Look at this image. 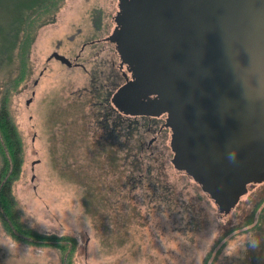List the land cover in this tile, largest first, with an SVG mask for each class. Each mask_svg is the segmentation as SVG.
Segmentation results:
<instances>
[{
	"label": "rangeland",
	"instance_id": "rangeland-1",
	"mask_svg": "<svg viewBox=\"0 0 264 264\" xmlns=\"http://www.w3.org/2000/svg\"><path fill=\"white\" fill-rule=\"evenodd\" d=\"M16 1L0 0V107L19 142L11 183L19 221L75 238L72 264H196L214 230L221 236L203 264H264L257 252L222 259L233 234L251 230L264 242V181L220 210L173 165L165 116L122 114L111 101L129 75L108 38L121 0H53L47 11L13 18L26 9ZM52 50L70 67L48 59ZM5 234L0 222V240ZM182 236L191 246L181 243L178 255L170 244ZM19 242L11 254L0 247V264H62L57 249Z\"/></svg>",
	"mask_w": 264,
	"mask_h": 264
},
{
	"label": "water",
	"instance_id": "water-1",
	"mask_svg": "<svg viewBox=\"0 0 264 264\" xmlns=\"http://www.w3.org/2000/svg\"><path fill=\"white\" fill-rule=\"evenodd\" d=\"M119 6L120 28L108 38L131 76L111 101L125 113H166L173 165L229 210L249 183L264 180V0ZM54 57L71 64L60 53Z\"/></svg>",
	"mask_w": 264,
	"mask_h": 264
},
{
	"label": "trees",
	"instance_id": "trees-1",
	"mask_svg": "<svg viewBox=\"0 0 264 264\" xmlns=\"http://www.w3.org/2000/svg\"><path fill=\"white\" fill-rule=\"evenodd\" d=\"M24 6L26 9L20 12L12 11L11 17H27L37 8L47 11L53 4V0H17L11 5ZM55 8V7H54ZM53 8V9H54ZM52 9V10H53ZM3 28V27H1ZM15 135V127L8 118L7 111L0 107V222L3 229L16 240L37 246H50L61 253L62 264H72V253L75 247V238L68 235L49 234L30 229L19 221V216L14 209L15 200L11 188L13 178L16 176L19 160V142ZM141 144V143H139ZM258 264V260L252 261Z\"/></svg>",
	"mask_w": 264,
	"mask_h": 264
},
{
	"label": "clouds",
	"instance_id": "clouds-1",
	"mask_svg": "<svg viewBox=\"0 0 264 264\" xmlns=\"http://www.w3.org/2000/svg\"><path fill=\"white\" fill-rule=\"evenodd\" d=\"M237 151L232 149L228 155L230 162H235ZM83 214L81 211L78 215ZM87 223L91 228V224L87 219ZM221 236L219 230H214L211 234L201 241L200 246L197 248L195 253L196 264H203V260L206 258L209 251L212 250L214 242ZM191 246V237L185 238L180 237L179 240H174L170 244V249L175 251L178 255L181 252L180 244ZM222 259H243L245 254L250 252L264 253V242L251 230L246 231L242 234H233L231 237L223 240ZM95 246H100V242L97 240ZM0 247L6 248L9 253L18 251L21 248V244L11 235L5 234L3 240H0ZM27 250V245L23 246Z\"/></svg>",
	"mask_w": 264,
	"mask_h": 264
},
{
	"label": "flooded vegetation",
	"instance_id": "flooded-vegetation-1",
	"mask_svg": "<svg viewBox=\"0 0 264 264\" xmlns=\"http://www.w3.org/2000/svg\"><path fill=\"white\" fill-rule=\"evenodd\" d=\"M118 12L119 11H117V13L116 14H118ZM120 25H121V23H119V24H115V26H114V28H113V30L117 27L118 29L120 28ZM106 40H108V39H106ZM111 42H113V41H111ZM114 43V45L117 47V45H116V43L115 42H113ZM84 44H82V46H83ZM81 46V47H82ZM117 51H118V49H117ZM54 53H59V52H57L56 50H52L51 52H50V54L48 55V59H52V58H54L55 60H57L55 57H54ZM118 53H119V57L120 58H122V56H121V54H120V52L118 51ZM61 54V53H60ZM65 56V55H64ZM66 57V56H65ZM66 58H68V60L71 62V60H70V57H66ZM79 58V53L78 54H76L75 56H74V61L76 60V59H78ZM72 63V62H71ZM123 64H125V66H126V70L127 71H129V65L127 64V63H125V62H123L122 61V59H121V61H120V66H122ZM70 65L71 64H69V65H67L68 67H70ZM129 73V75H126L127 73L126 72H122V76H123V80H126L127 79V77L128 78H130V76H131V72L129 71L128 72ZM123 85V84H122ZM121 85V86H122ZM155 96V94H148V97H150V98H153ZM98 100L100 101V103H101V105L103 104V100H102V97L100 96V98H98ZM147 100V97H145V96H143V97H140L139 98V101H142V102H144V101H146ZM115 108L117 109V111L119 112V113H125V112H123V111H121L120 109H118L116 106H115ZM125 114H127V115H133V116H141V117H143V118H151V117H155V116H158V115H147V114H136V113H125ZM159 115H164L165 116V120H164V123H165V126L166 127H168V128H170L169 126H167L166 125V118H167V114L166 113H161V114H159ZM170 131H171V129H170ZM171 134H172V131H171ZM171 151L173 152V150H172V147H171ZM185 171V170H184ZM264 181V180H263ZM262 182V181H261ZM261 182H259V183H261ZM250 184V183H249ZM249 184L247 185V186H249ZM251 185H255V184H251Z\"/></svg>",
	"mask_w": 264,
	"mask_h": 264
}]
</instances>
